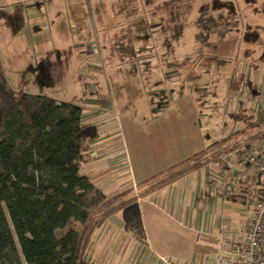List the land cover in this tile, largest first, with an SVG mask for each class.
Here are the masks:
<instances>
[{
  "label": "rangeland",
  "instance_id": "obj_1",
  "mask_svg": "<svg viewBox=\"0 0 264 264\" xmlns=\"http://www.w3.org/2000/svg\"><path fill=\"white\" fill-rule=\"evenodd\" d=\"M170 12L186 25L165 55L167 40L158 30ZM203 12L219 13L236 26L224 39L212 36L210 46L198 53L193 23ZM121 28L130 29L127 37L134 44L124 62L109 57ZM146 59L148 64H140ZM0 67L17 94L71 103L82 115L89 107L101 111L87 101H107L112 118L142 125L144 133L165 119H158L160 112L177 100L162 104L157 95L186 86L199 97L203 121H216L219 130L235 123L236 131L264 116V0H151L147 6L142 0H0ZM103 119L90 122L99 125ZM105 147L88 155L80 174L86 165L123 157L115 136ZM104 168L110 172L107 164Z\"/></svg>",
  "mask_w": 264,
  "mask_h": 264
},
{
  "label": "trees",
  "instance_id": "obj_2",
  "mask_svg": "<svg viewBox=\"0 0 264 264\" xmlns=\"http://www.w3.org/2000/svg\"><path fill=\"white\" fill-rule=\"evenodd\" d=\"M150 2L142 0L144 6ZM181 21L178 13L170 12L159 27L158 34L167 40L163 44L165 55L173 50L170 44L183 36L186 24ZM193 25L200 53L210 46L212 36L224 39L233 32L236 22L219 13L203 12ZM124 30L121 28L114 35L112 57L129 59L134 53V44L127 37V33L131 36L130 29ZM196 101L200 106L199 97ZM263 126L264 117L249 121L220 142L138 183L136 195L127 190L105 197L79 173L89 147L98 139L96 127L83 123L82 108L42 95L17 94L7 85L0 67V204L23 264H93L87 255L91 236L106 219L136 198L145 197L224 154L264 140ZM128 195L131 196L126 198ZM0 264H22L1 207Z\"/></svg>",
  "mask_w": 264,
  "mask_h": 264
},
{
  "label": "crops",
  "instance_id": "obj_3",
  "mask_svg": "<svg viewBox=\"0 0 264 264\" xmlns=\"http://www.w3.org/2000/svg\"><path fill=\"white\" fill-rule=\"evenodd\" d=\"M109 57L119 62L128 60ZM149 61L142 60L140 64ZM175 89L168 88L157 95L166 104L177 100L160 112L158 119L162 115L165 119L150 125L148 133L135 122L98 121L99 125H94L98 139L89 147L88 155L94 150L105 151V145L114 136L123 154L120 160L108 159L105 165L102 162L80 169L105 197L127 190L136 195L133 192L138 183L237 131L235 123L232 128L219 130L216 121H203L191 88ZM87 105L102 108L98 101H87ZM101 116V111L98 113L89 107L82 121L91 124L90 121ZM106 164L110 171L107 174ZM260 185L258 178L251 174L239 168H222L213 161L145 197L136 198L106 219L91 236L88 259L93 264H158V258L183 264H217L221 244L239 240L252 217L251 201ZM117 214L120 219L116 218Z\"/></svg>",
  "mask_w": 264,
  "mask_h": 264
},
{
  "label": "built area",
  "instance_id": "obj_4",
  "mask_svg": "<svg viewBox=\"0 0 264 264\" xmlns=\"http://www.w3.org/2000/svg\"><path fill=\"white\" fill-rule=\"evenodd\" d=\"M159 103H166L161 100ZM105 122H116L111 117L110 104L100 105ZM222 168H239L246 174L258 178L261 185L251 205L253 215L244 226L239 240H228L221 244V255L217 264H264V140L248 148H240L215 160ZM158 264H183L168 258H158Z\"/></svg>",
  "mask_w": 264,
  "mask_h": 264
}]
</instances>
